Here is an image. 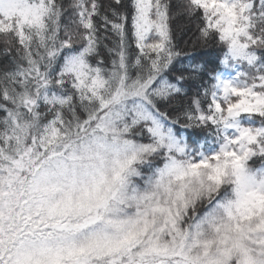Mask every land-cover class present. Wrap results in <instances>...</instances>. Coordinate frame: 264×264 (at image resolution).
I'll return each instance as SVG.
<instances>
[{"label": "snow or ice", "instance_id": "1", "mask_svg": "<svg viewBox=\"0 0 264 264\" xmlns=\"http://www.w3.org/2000/svg\"><path fill=\"white\" fill-rule=\"evenodd\" d=\"M0 264H264V0H0Z\"/></svg>", "mask_w": 264, "mask_h": 264}, {"label": "trees", "instance_id": "2", "mask_svg": "<svg viewBox=\"0 0 264 264\" xmlns=\"http://www.w3.org/2000/svg\"><path fill=\"white\" fill-rule=\"evenodd\" d=\"M186 26V21L183 18H178L175 21H173V28L174 31L177 33V39L181 44H183V41L188 39V36L186 35H181L182 30Z\"/></svg>", "mask_w": 264, "mask_h": 264}]
</instances>
